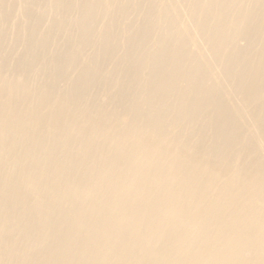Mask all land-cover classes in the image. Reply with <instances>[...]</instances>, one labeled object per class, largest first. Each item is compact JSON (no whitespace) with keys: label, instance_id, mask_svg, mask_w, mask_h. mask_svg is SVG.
<instances>
[{"label":"rangeland","instance_id":"1","mask_svg":"<svg viewBox=\"0 0 264 264\" xmlns=\"http://www.w3.org/2000/svg\"><path fill=\"white\" fill-rule=\"evenodd\" d=\"M226 15L252 17L246 18L244 26L236 28L226 24ZM219 40L223 46L217 48L216 53L210 51L211 45H218ZM179 46L187 47L190 55L177 53ZM262 54L264 0H0V90L10 87L9 84L16 87L10 98L12 107L4 106L8 100L0 96V116L27 107L41 112L53 106L70 111L72 117L68 116L66 122L64 119L67 130L56 136L65 138L79 128L81 140L73 138L65 148L70 160L66 163L70 178L54 181L79 183L87 180L88 176L82 173L85 164L73 159L77 152L88 150L99 155L104 153L100 140L88 141L94 127L98 124L107 126L111 121L129 126V116L144 114L147 110L157 113L165 104L177 105L179 97L176 93L155 84L174 74V70L181 74L186 69L194 68L205 71H202L204 78L199 75L194 79L197 86H201L193 91L189 99L195 105L197 121L178 119L176 114H169L160 123L165 122L168 127L162 124L164 129L158 132L154 122L149 121V124L141 119L137 124L140 123L147 130L162 132L160 134L164 136L193 133L186 147L199 149L200 155L207 156L211 161L223 158L241 168L253 162L264 164V115L259 114L260 109L264 111V74H256ZM247 57L252 58L251 61ZM183 82H179L181 90L184 88ZM22 87L32 91L29 97L24 96ZM149 91L151 95H148ZM248 95L251 98L245 100ZM43 97L45 100L41 99ZM153 102L154 105H151ZM215 103H218L217 106ZM81 116L93 118V124L85 123L88 126H83L79 119ZM234 116L239 120L236 121ZM260 117L261 122L258 123L256 119ZM32 127L39 136L38 140L51 138L43 133L40 124ZM11 136L12 133L8 135ZM12 146L13 150L18 149V144ZM201 147L203 150H200ZM251 147L258 149L256 156L250 153ZM63 150L61 146L54 147L52 152H48L50 159L44 158L40 149L33 153L39 164L51 168L56 164L55 160L61 158ZM3 160L0 173L11 169L12 157L4 154ZM13 171L16 175L21 174L20 170ZM32 176L38 177L41 173L38 171ZM8 177L4 179L7 181ZM5 187L0 184V192ZM30 202L27 201V204ZM13 203L0 199V223L4 219V208ZM27 217L21 225L7 224L10 235L0 237V264H25L27 257L31 262L26 264H52L57 259L56 243L66 240L71 230L63 226L65 222L62 219H54L42 228L37 226V213L30 212ZM28 226L32 227V234L27 237L24 231ZM38 237L45 239V248L40 249V245L33 242ZM40 251L44 254L40 255ZM70 254L76 258L72 256L73 252ZM60 261L58 264L66 262Z\"/></svg>","mask_w":264,"mask_h":264},{"label":"bare ground","instance_id":"2","mask_svg":"<svg viewBox=\"0 0 264 264\" xmlns=\"http://www.w3.org/2000/svg\"><path fill=\"white\" fill-rule=\"evenodd\" d=\"M249 17L252 16L226 15V24L236 28L242 27ZM218 45H211L210 51L216 53L223 43L219 40ZM176 52L190 55L187 47L179 46ZM250 59L252 58L248 60L251 61ZM202 71L189 68L179 74L174 70V74L172 72L168 78L156 82L155 85L178 95L179 102H175L177 105L165 104L157 113L147 110L144 114L129 116V126L111 121L107 126L98 124L94 127V133L88 141L100 140L104 153L99 155L88 150L77 152L76 158L73 159L85 164L82 173L88 176L87 180L79 183L54 181L58 178H70L66 167L70 160L65 148L73 138L81 140L79 128H75V132L67 136L68 138L56 136L57 133L67 130L64 119L66 122L68 116L72 117L70 111L53 106L46 112H41L27 107L0 116V153H3L0 156V164L4 161V154L12 157L10 171L0 173V184L6 185L5 190L0 192V199L11 203L14 200L13 204L4 208L0 237L10 235L9 228L6 229L7 224L21 225L30 212H34L38 214L37 226L43 228L54 219H62L65 222L63 226L71 230L66 240L56 243L58 255L52 264H58L60 260L66 261L63 264H264V164L252 161L250 165L244 164L241 168L232 163L233 161L226 162L223 158L218 160L217 157L218 161H211L206 155L202 157L199 149L197 151L195 148L186 147V142L193 134L187 133L188 129L185 130L186 133L175 137L157 133L164 129L162 124L165 122L160 123L169 114H176L178 119H190L191 122L197 119L195 105L191 104L189 99L193 91L201 86H197L194 79L199 75L204 78ZM256 74H264V54ZM180 80L185 81L182 90ZM9 86L0 90V96H5L8 100L4 106L12 107L10 98L14 95L16 87L14 84ZM22 92L27 98L32 91L22 87ZM150 92L148 95H151ZM250 98L251 95H248L244 99ZM41 99L45 100L44 97ZM151 105H154V102ZM263 112L262 109L259 110L260 115H264ZM86 117H79L82 125L93 124V118ZM141 119L147 120L148 123L154 122L157 132L137 124ZM256 120L260 123L261 117ZM39 124L43 127L41 128L44 132H41L51 136L49 140H38L39 136L37 137V132H33L32 126ZM10 133L13 136L8 137ZM216 143L219 144L217 141ZM13 144H18V149L13 150ZM60 146L64 149L61 158L55 160L56 164L51 168L39 164L33 153L40 149L44 158L50 159L48 152ZM201 148L200 150H203ZM251 152L256 156L258 149L251 147ZM13 170H20L21 174L16 175ZM38 171L41 176L33 177L32 174L35 175ZM5 177H8L7 181ZM29 200L31 202L27 204ZM24 234L31 235L32 227H26ZM33 242H36L37 246L40 245V249L46 247L44 238ZM70 252H73L72 256L76 258H72ZM43 254L40 251V255ZM25 261V264L31 262L28 257Z\"/></svg>","mask_w":264,"mask_h":264}]
</instances>
